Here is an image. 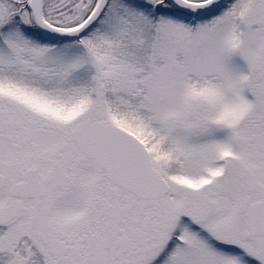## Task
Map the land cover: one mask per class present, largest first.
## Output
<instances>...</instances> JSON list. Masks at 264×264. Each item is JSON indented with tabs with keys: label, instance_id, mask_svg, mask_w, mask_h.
<instances>
[{
	"label": "snow or ice",
	"instance_id": "1",
	"mask_svg": "<svg viewBox=\"0 0 264 264\" xmlns=\"http://www.w3.org/2000/svg\"><path fill=\"white\" fill-rule=\"evenodd\" d=\"M0 264H264V0H0Z\"/></svg>",
	"mask_w": 264,
	"mask_h": 264
}]
</instances>
